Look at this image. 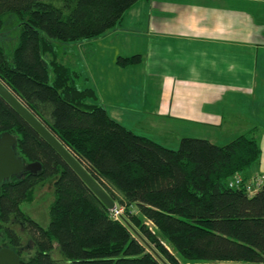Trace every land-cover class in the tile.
Instances as JSON below:
<instances>
[{
	"label": "trees",
	"instance_id": "obj_1",
	"mask_svg": "<svg viewBox=\"0 0 264 264\" xmlns=\"http://www.w3.org/2000/svg\"><path fill=\"white\" fill-rule=\"evenodd\" d=\"M138 1L0 0V80L123 208L115 217L0 95V136L14 135L17 155L42 167L0 184V240L22 264L264 263V180L254 192L247 186L262 155L254 132L224 144L186 136L168 147L112 117L96 90L80 86L79 72L58 58L56 43L105 34ZM11 19L17 34L9 46L2 34ZM142 60L119 56L117 64ZM236 174L243 181L231 186ZM50 179L55 198L43 226L22 204ZM15 224L29 235L31 252Z\"/></svg>",
	"mask_w": 264,
	"mask_h": 264
},
{
	"label": "crops",
	"instance_id": "obj_2",
	"mask_svg": "<svg viewBox=\"0 0 264 264\" xmlns=\"http://www.w3.org/2000/svg\"><path fill=\"white\" fill-rule=\"evenodd\" d=\"M81 45L85 72L65 62L125 126L166 125L174 135L196 127L218 132L203 136L213 142L227 131L238 132L229 140L254 132L264 154V0H139L115 28ZM135 54L140 63L117 64Z\"/></svg>",
	"mask_w": 264,
	"mask_h": 264
},
{
	"label": "rangeland",
	"instance_id": "obj_3",
	"mask_svg": "<svg viewBox=\"0 0 264 264\" xmlns=\"http://www.w3.org/2000/svg\"><path fill=\"white\" fill-rule=\"evenodd\" d=\"M17 34V26L14 23V20L11 21L9 20V22L6 25V29L4 30V33L2 34V40L5 41L6 45L11 46L12 45V39L16 36ZM91 40V39H89ZM85 41L88 40H81V41H70V42H58L56 43V50L60 51L58 54V58L62 59L61 57H63V61H72L74 62V68H79L81 70H83L85 72L86 69V63L83 59H85V53L81 52V49H84V46H82L81 44H85ZM59 44V45H58ZM58 45V46H57ZM79 51L82 57H80V55H78V59L76 60L74 57H76L75 52ZM85 52V51H84ZM48 58H50V56H47ZM79 59H81L79 61ZM76 70V69H75ZM79 72V71H78ZM80 74V73H79ZM98 101L101 103L102 100L100 98V96H98ZM102 104V103H101ZM132 117V112H130L129 114ZM127 116V117H130ZM175 125L180 126L183 130H188V127L186 125H180L175 123ZM128 127H134L135 132L139 133V134H143L146 136H149L153 139H155L156 141L163 143L165 145H167L168 147L171 148H178L180 145V141L183 137L186 136H192V137H202V138H206L203 137L204 135L207 134H213L216 135V132L213 131H202V130H198L196 127H191V129L189 130V132L182 131L179 129H175L179 132V134L174 135V133H170V130H162V128H168L166 125H161L163 126L162 128H160L161 130H149L147 128H142L141 126H132L131 124L127 125ZM235 131V130H234ZM226 133V135L222 134L220 137H215L212 136V138H214L215 142L218 144H224L227 143L228 141H230L229 139L231 137H233L234 135H236L238 132H231V131H227L224 132ZM233 135V136H232ZM264 135V133H263ZM181 138V139H180ZM180 139V140H179ZM263 152H264V148H263ZM264 154L261 155V158L259 160V162L257 164H255L252 169L247 173V176H249L250 178H248L247 183H248V189L250 190V192H254L256 191V188L259 183L260 180H264ZM243 177V176H242ZM261 181V182H262ZM55 198V190H54V180L50 179L47 180L45 183L38 185L36 187V189L33 192V196L31 198V200L25 202L22 204V208L24 209V211H26L27 213H29L35 220H37L38 222H40L43 226H47L50 222V206L52 204V202L54 201ZM16 230L21 234L25 244L28 246L27 250L28 252L32 251V243L30 240L29 235L26 233V231L19 225V224H15L14 225ZM6 242H3L2 240H0V248L5 246ZM53 255L55 257L61 258L62 257V253L60 252L59 248H56L53 251ZM191 263H196V262H186V264H191Z\"/></svg>",
	"mask_w": 264,
	"mask_h": 264
},
{
	"label": "water",
	"instance_id": "obj_4",
	"mask_svg": "<svg viewBox=\"0 0 264 264\" xmlns=\"http://www.w3.org/2000/svg\"><path fill=\"white\" fill-rule=\"evenodd\" d=\"M0 95L58 151L64 160L82 177L109 209L116 208V202L78 158L2 80H0ZM16 141V137L8 132L0 136V184L14 176L20 177L24 172H37L42 168L39 162L26 164L24 159L17 155L14 149ZM0 264H22V262L16 250L8 246H3L0 248Z\"/></svg>",
	"mask_w": 264,
	"mask_h": 264
},
{
	"label": "built area",
	"instance_id": "obj_5",
	"mask_svg": "<svg viewBox=\"0 0 264 264\" xmlns=\"http://www.w3.org/2000/svg\"><path fill=\"white\" fill-rule=\"evenodd\" d=\"M242 181H243L242 175L241 174H236L235 178L232 181H230V185L231 186L240 185L242 183ZM261 181L262 180H260L259 185L261 184ZM112 211H113V214H114L115 217H119L122 214V212H123V208H121V207L118 208L116 206V208L112 209Z\"/></svg>",
	"mask_w": 264,
	"mask_h": 264
}]
</instances>
